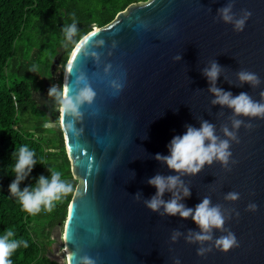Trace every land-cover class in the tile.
<instances>
[{
	"label": "water",
	"instance_id": "water-1",
	"mask_svg": "<svg viewBox=\"0 0 264 264\" xmlns=\"http://www.w3.org/2000/svg\"><path fill=\"white\" fill-rule=\"evenodd\" d=\"M226 7L232 22L222 18ZM245 11L251 16L243 30H234ZM90 28L62 80L72 92L87 83L95 96L72 118L75 136L60 127L77 187L63 232L60 225L54 230L53 241L62 236L66 250L55 262L77 264L87 255L96 264H264V118L214 104L209 90L246 93L264 103V0H148L128 6L105 27ZM212 63L220 67L214 84L204 75ZM242 71L256 74L259 83L241 82ZM46 105L51 114L53 102ZM204 122L229 141L227 163L214 160L189 174L156 159L169 154L174 136ZM156 175L180 177L190 190L188 197L177 190L186 207L204 198L219 207L224 224L211 230V240L190 239L201 231L191 216L147 208L156 194L148 181ZM233 192L238 199L227 198ZM173 198L168 191L162 197ZM250 203L257 210H249ZM229 231L239 247L221 252L215 241ZM200 248L206 251L198 254Z\"/></svg>",
	"mask_w": 264,
	"mask_h": 264
},
{
	"label": "trees",
	"instance_id": "trees-1",
	"mask_svg": "<svg viewBox=\"0 0 264 264\" xmlns=\"http://www.w3.org/2000/svg\"><path fill=\"white\" fill-rule=\"evenodd\" d=\"M147 1L0 0V234L11 229L14 236L10 239L28 242L27 248L21 246L11 255L12 264H57L48 255L53 243L49 238L65 221L77 187L58 119L54 116V122H48L36 107L33 94L42 91L43 79L50 82L55 78L50 70L53 60L60 62L58 72L62 73L73 45L91 31L92 25L105 27L128 6ZM74 20L77 32L67 40L62 29ZM34 65L38 71H29ZM38 119L33 131L27 133L25 126ZM50 130L53 135L47 133ZM22 145L34 150L44 163L33 167L20 183L21 189L34 186L41 175L50 177V167L60 171L62 179L72 185V191L51 211L42 209L35 216L24 212L8 192L15 178L10 171L12 152Z\"/></svg>",
	"mask_w": 264,
	"mask_h": 264
},
{
	"label": "clouds",
	"instance_id": "clouds-1",
	"mask_svg": "<svg viewBox=\"0 0 264 264\" xmlns=\"http://www.w3.org/2000/svg\"><path fill=\"white\" fill-rule=\"evenodd\" d=\"M251 16L249 11H245L244 17L235 20L234 30L242 31L246 20ZM222 18L225 22H232L233 16L230 14V7L222 10ZM64 37L71 40L76 34L77 28L75 20L73 23L62 29ZM89 37H84L80 42L74 45L71 52L72 59L68 61V68L71 69L72 63L75 60L77 53L80 52L82 45L87 42ZM29 71H38L37 67L32 66ZM220 73V67L217 63H212L204 72L210 84H214ZM241 82L258 84L259 78L251 72H240L238 74ZM83 81V77L80 78ZM115 89L122 87L121 83L113 82L111 85ZM214 93V104L226 105L233 109L237 115L249 117L264 118V103L254 102L246 93H241L233 96L230 92H224L222 89L211 87L209 89ZM48 96L55 98L57 111L60 113V127L65 129L66 134L71 132L76 135V129L73 124L74 117L81 115V107L91 105L94 100L95 92L87 83H83L75 92L70 91L67 86H61L59 90L53 86L49 89ZM65 117H68L65 123ZM240 120L234 122V127H239ZM45 127H48L46 124ZM225 135L233 137L234 134L228 129H225ZM207 141V143H206ZM229 141L220 140L214 134V126L204 122L200 128L188 126L185 133L174 136L168 145L169 154L167 156L156 155L157 160H163L168 168L176 172H184L195 174L201 170L205 164H211L214 160L227 163L232 155L229 151ZM14 163L11 165L10 171L14 174V179L8 185V192L15 197L20 204L21 209L31 216H35L42 209L51 211L55 203L61 201L68 193L72 191V185L62 179V173L54 168H49L50 177L43 175L39 176L36 184L31 187L20 188V183L25 180L31 173L33 167L37 163L43 164L42 158H37L36 152L31 150L27 145L15 147L12 152ZM148 183L156 188V194L146 202L147 208L157 211L161 207L164 213L168 215L179 214L182 218L191 216L193 221L201 229L200 232L194 234L190 239L198 242L209 241L212 239L211 230L221 229L224 224L218 206H210V200L204 198L195 208H188L183 203H180L182 198L177 190H182L183 197L190 196V190L182 186V181L179 176H161L156 175L149 179ZM168 191L172 192L174 198L169 201L162 199L163 194ZM228 199L236 200L239 198V193H229ZM248 209L251 211L257 210L255 203H250ZM14 236L11 229H5L3 234H0V264H12L11 255L16 249L23 246L28 247V242L23 239H10ZM175 239V237H173ZM217 249L227 253L229 249L239 247L236 236L229 231L227 235L218 237L215 241ZM205 248L198 249V254H203ZM77 264H96L95 259L84 255L78 258ZM179 264V261H177Z\"/></svg>",
	"mask_w": 264,
	"mask_h": 264
},
{
	"label": "flooded vegetation",
	"instance_id": "flooded-vegetation-1",
	"mask_svg": "<svg viewBox=\"0 0 264 264\" xmlns=\"http://www.w3.org/2000/svg\"><path fill=\"white\" fill-rule=\"evenodd\" d=\"M53 63H54V60H53ZM59 64H60V62H58L55 65L54 73L53 74L51 73V76H53V77L56 76V74H57V72L59 71V68H60ZM56 69H58V70L56 71ZM50 70H51V68H50ZM52 81L48 82L47 79H43L44 85H43L42 91L34 93L33 94L34 95L33 99H34V102H35L36 107L38 108V110L40 112H42L43 114H45V117L49 120L48 122H50V121L54 122V118L53 117L55 116V117H57L58 123H59V117L55 114V112L53 110L54 108H56V103L54 101L55 98L48 96L49 89L52 87V85L54 83V78H53ZM50 101L53 102V108H52L51 114H50L49 107L46 105V103H48ZM52 235H54V231L52 232ZM53 244H54V242L52 243V246H53ZM52 251H53V249L51 248V250L48 253L49 258H50L51 261H52L51 257L53 255Z\"/></svg>",
	"mask_w": 264,
	"mask_h": 264
},
{
	"label": "rangeland",
	"instance_id": "rangeland-1",
	"mask_svg": "<svg viewBox=\"0 0 264 264\" xmlns=\"http://www.w3.org/2000/svg\"><path fill=\"white\" fill-rule=\"evenodd\" d=\"M74 36V35H73ZM73 47H74V45H73ZM70 55H71V53L69 52V55H68V59H69V57H70ZM44 59V58H43ZM66 64L67 63H65V65H64V67H63V71H62V73H60V72H57L58 74L55 76V78H54V83H53V85H52V87L53 86H55V87H57V89L59 90V88L62 86V80H63V74H64V69H65V67H66ZM59 68V67H58ZM58 69H56V71H57ZM40 120H43V121H46L45 120V118L43 119V118H41ZM37 121H39V119L38 120H31V123H29V124H27L28 126H25V130H26V132L27 133H29V131H33V128H34V124H35V122H37ZM52 132H54V131H52V130H50V131H47V133L48 134H50V135H53L52 134ZM65 145V144H64ZM70 205V204H69ZM41 214H43V213H41ZM37 215V214H36ZM39 217H43L42 215H40ZM65 220H66V218H65ZM64 222L65 221H63V224L62 225H60L59 226V228L61 229V232H63V227H64ZM53 237H54V235L52 236V237H50L49 239H53ZM43 239V238H42ZM52 242H54V244H53V246L51 245V247H50V250H51V248L53 249V255H52V257H51V259H52V261H56V258L58 257V259L60 260V258H64V254H63V251H64V247H63V245H62V236L61 237H59L58 239H57V241H52ZM59 262V261H58ZM59 264V263H58Z\"/></svg>",
	"mask_w": 264,
	"mask_h": 264
},
{
	"label": "bare ground",
	"instance_id": "bare-ground-1",
	"mask_svg": "<svg viewBox=\"0 0 264 264\" xmlns=\"http://www.w3.org/2000/svg\"><path fill=\"white\" fill-rule=\"evenodd\" d=\"M64 253L66 252V250L64 249V251H63Z\"/></svg>",
	"mask_w": 264,
	"mask_h": 264
}]
</instances>
